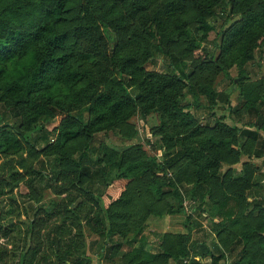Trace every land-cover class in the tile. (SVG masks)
Instances as JSON below:
<instances>
[{
  "label": "trees",
  "instance_id": "1",
  "mask_svg": "<svg viewBox=\"0 0 264 264\" xmlns=\"http://www.w3.org/2000/svg\"><path fill=\"white\" fill-rule=\"evenodd\" d=\"M7 1H20L15 7L26 10V18L17 17L18 11L9 7L2 9ZM162 1L159 8V0H0V108L14 118L34 111L25 122L28 129L34 124L32 133L45 142L43 152L61 150L52 158L51 180L66 181V189L82 198L73 208H62L69 216L61 225L67 220L83 222L111 243L121 264H222L226 253L232 256L226 264H264V205L246 202L253 177L264 173V76L251 79L246 70L253 52L264 48V0ZM156 2L153 9H159L146 22L139 48L123 55L118 42L108 55L98 36L111 21L100 4L128 8L131 18L152 10ZM218 15L231 23L221 31L214 56L201 43L212 30L210 19ZM158 59L165 60L166 71L155 69ZM231 68L237 70L231 80H237L239 95L229 110L239 118L248 114L247 128L219 120L214 126L200 125L189 108L214 106L216 77L229 78ZM82 86L88 96L86 119L82 113L68 112ZM185 94L191 96V103H185ZM137 112L158 114L152 156L140 146L121 152L102 142L97 148L90 146L94 134L121 130ZM55 116L60 117L58 125L46 130ZM5 126L0 128L1 153L18 152L22 143L29 144L28 134L18 130L19 138ZM50 139H55L53 144ZM254 144L258 148L253 149ZM74 145H82L76 157L63 150ZM242 154L263 163L245 162L236 174L231 169L221 172L227 157L237 159ZM96 179L101 184L93 191ZM137 198L144 201L143 219L150 214L188 217L189 209L206 213L209 207L220 226L215 232L216 250L193 240L189 231L163 233L154 252L144 247L142 235L137 246L121 250V243L113 239L129 233ZM83 201L86 205L81 206ZM57 205L53 210L45 205L35 208L24 229L31 242L20 249L17 264H91L57 237L58 226L46 233L45 244L39 228L60 215ZM249 206L252 210L247 212ZM0 227L9 239L12 224ZM134 227L131 231L141 233L140 224Z\"/></svg>",
  "mask_w": 264,
  "mask_h": 264
},
{
  "label": "rangeland",
  "instance_id": "2",
  "mask_svg": "<svg viewBox=\"0 0 264 264\" xmlns=\"http://www.w3.org/2000/svg\"><path fill=\"white\" fill-rule=\"evenodd\" d=\"M35 1V0H31ZM24 3L23 1H21ZM162 0H159V8L162 7ZM19 2L7 1L2 5V9L8 8L9 10L18 11L17 17L25 19L27 15L26 10L16 8ZM102 9H105L110 15L111 26H106L104 30L99 33L98 39L104 50L109 55L114 52L115 44L119 42L118 50H121V54L128 55L130 52L138 49V39L144 34V27L146 22L152 17L155 10L153 9L158 6V2L154 3L151 7L152 10H142L134 14L131 18L129 16V9L124 7H109V5H103ZM211 32L208 34L206 40L201 43L202 46L212 52L215 55L218 53V42L221 31L227 27L231 21L226 20L224 15H218L210 19ZM193 28V25L190 26ZM96 39L95 36L92 37ZM102 51L100 57L102 58ZM253 60L248 62L246 70L251 79L259 78L264 76V48L257 49L253 52ZM159 60V59H158ZM101 63H105L102 58ZM109 68L112 66L111 59L107 65ZM166 62L164 59L158 61L155 69L158 72L166 71ZM237 75L236 68L229 70V78L222 74H219L215 80V88L218 92V97L214 106L206 110L204 108L197 109L190 107L189 110L192 114L199 119L200 125L208 124L214 126L217 120L223 122L227 126H235L241 130L247 128L246 123L249 121L248 114L239 118L232 113L229 108L234 107L237 103L239 91L237 90ZM86 86L79 88L71 100V106L68 107L70 114L76 115L79 113L83 114L86 119L88 111L86 107L88 105V96L84 91ZM228 99L227 101H225ZM185 103L189 104L192 102L191 96L185 94ZM201 102L205 104L204 98H201ZM264 112V109H263ZM34 111L30 113H23L22 116L14 118L11 114H3L2 108H0V128L5 126L6 129L10 130L13 134L18 136L17 131L26 133L29 136V144L22 143V149L18 152L13 153H1L0 152V224L3 226L12 224L13 231L9 235V239L2 235L0 230V264H17L18 255L22 246L24 249L30 244L31 237L25 234L24 229L27 220L32 218V213L40 205H45L48 210L60 208V215L53 218L51 224L43 225L41 229V236L45 239L46 233L54 226H58L59 230L57 237H60L69 245L74 251L75 256L85 257L90 260L91 264H121L120 259L113 255L111 243L104 237L98 236L91 232L83 222L77 224L65 221V225L62 226L61 222L64 216H69L66 213V207L73 208L77 202H80L82 198L78 192H73L66 189V181L60 180L55 181L50 178V170L53 161V157L57 154H61V150L55 152H43L44 141L36 138V135L32 133L31 128L34 124L30 125V129L27 127L25 122L26 118L32 115ZM59 116H55L51 123L46 125V130L50 131L56 127L59 123ZM23 122L20 128L16 126ZM159 125V117L155 112H151L148 115L142 116L140 113L134 114L129 120L127 125L121 130L100 132L93 135V139L90 142V146L97 148L98 143H104L109 149L121 152L132 146H140L149 156L153 155L152 144L157 143L158 137L154 135V130ZM264 137V134L261 133ZM55 139H50L49 143L53 144ZM244 139H240V143ZM23 142V141H22ZM74 143V144H78ZM258 148L257 144H254L253 149ZM63 150H66L72 157H76L77 154L82 150V145H74L67 148L65 146ZM97 155V151H94ZM95 157V156H94ZM245 162L252 163L256 166H260L263 163L262 159H257L251 154L240 155L237 159L227 157L221 163V172L224 173L226 170H234V173H238L241 169L242 164ZM94 162H90L93 165ZM94 168H92L93 170ZM172 175V173H170ZM101 182L100 179H96L93 186V191L99 189ZM187 185L183 184L182 190L186 189ZM143 199L137 198L135 200L134 209L136 213L133 217L134 223L131 224L129 233L124 239L121 237H114L115 242L121 243V250H129L133 246L139 244L140 235L144 236L146 243L145 248L149 251H156L160 236L165 233H186L189 231L193 240L204 241L211 250L214 248V240L218 241L215 232L220 226L215 222L216 218L212 219L211 210L207 207L206 213H200L193 210H188L185 216L184 213L167 215L163 214L159 217L150 214L144 219L142 215ZM246 202L262 203L264 205V173L261 177L256 174L253 177V186L251 187L248 195L246 196ZM88 205L91 204L87 203ZM82 205H86L83 201ZM139 206V207H138ZM210 206V204H209ZM138 208V209H137ZM252 208L249 206L247 212L251 211ZM187 217V218H186ZM49 223V222H48ZM141 226V233L137 234L133 230L134 226ZM50 226V227H49ZM1 228V227H0ZM54 234V231L51 232ZM25 238V242H24ZM34 240V239H33ZM130 242V243H128ZM45 244L47 241L45 239ZM220 244L222 251V244ZM18 245V246H17ZM6 247L7 250H2ZM11 249H8L10 248ZM17 247L12 254V248ZM20 250V251H19ZM232 256L225 254V258L222 260V264H226ZM169 264H173L170 262Z\"/></svg>",
  "mask_w": 264,
  "mask_h": 264
}]
</instances>
